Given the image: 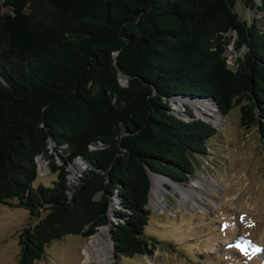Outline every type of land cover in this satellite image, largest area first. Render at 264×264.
<instances>
[{"label":"trees","instance_id":"trees-1","mask_svg":"<svg viewBox=\"0 0 264 264\" xmlns=\"http://www.w3.org/2000/svg\"><path fill=\"white\" fill-rule=\"evenodd\" d=\"M235 2L0 0V204L35 219L19 233V264L106 225L114 257L153 253L150 173L186 181L217 132L172 112L175 97L209 99L222 115L246 99L240 123L264 140V19L247 22ZM229 44L246 48L233 66ZM38 155L49 185L34 184Z\"/></svg>","mask_w":264,"mask_h":264},{"label":"rangeland","instance_id":"rangeland-1","mask_svg":"<svg viewBox=\"0 0 264 264\" xmlns=\"http://www.w3.org/2000/svg\"><path fill=\"white\" fill-rule=\"evenodd\" d=\"M245 2L236 0L234 10L247 22L252 16L261 22L264 11L250 9ZM245 49L235 51L229 44L225 50L228 64L233 66ZM196 98L180 97L183 105L172 106L181 113L189 106L196 118L211 122L217 132L209 141L207 154L197 156L195 170L186 181L165 180L156 188L151 182L150 216L144 232L155 243L153 253L114 257L109 226H100L97 231L105 227L110 241L104 264H264V140L255 126L240 123V105L246 99L222 115L209 99H205L207 105L215 111L204 108L198 113L185 101ZM39 158L43 159H37L34 184L49 185L55 173L44 159L45 168L40 170ZM57 158L61 164L63 160ZM71 163L67 169L72 181L85 164L72 174ZM110 219H114L112 215ZM34 221L27 209L0 204V264H19V233L25 223ZM92 235L67 234L54 240L33 264H101L86 259L84 253Z\"/></svg>","mask_w":264,"mask_h":264},{"label":"bare ground","instance_id":"bare-ground-1","mask_svg":"<svg viewBox=\"0 0 264 264\" xmlns=\"http://www.w3.org/2000/svg\"><path fill=\"white\" fill-rule=\"evenodd\" d=\"M175 99H177V100H175ZM185 101H189L198 113L202 112V109H204V108H206L207 110H209L211 112L215 111V109L213 107H209L207 105L208 101L205 99H192V100L186 99ZM173 103L177 109V108H180L184 102L179 97H175L173 100ZM42 160L40 158L38 160L40 170H43L45 168ZM82 166H83V161H81L79 158L75 159V161H73L70 165V167L72 169V174H74ZM150 179H151V182L154 184L155 188L158 187L159 185H162V183L165 180H168V181L170 180L167 177L165 178L164 176L156 174V173H150ZM174 185H175L174 187L178 191H182V190H180V186H176V184H174ZM152 192H153V188L151 187L150 188L151 196H152ZM109 247H110V241H109V238L107 236L106 228L101 227L94 235L91 236L88 243L84 247V253L86 254V259L97 260L99 263L104 264L106 262V259H107L106 250Z\"/></svg>","mask_w":264,"mask_h":264},{"label":"water","instance_id":"water-1","mask_svg":"<svg viewBox=\"0 0 264 264\" xmlns=\"http://www.w3.org/2000/svg\"><path fill=\"white\" fill-rule=\"evenodd\" d=\"M125 82V78L124 77H122L121 78V83H124ZM172 103V102H171ZM171 111L172 112H174V111H176L175 109H174V107L172 106V108H171ZM180 117H182V118H184V119H192V118H196V116L195 115H193V117H190V116H188L185 112L184 113H181L180 114ZM38 157H41L40 155H38L37 157H36V161H37V158ZM44 162L46 161L45 159L43 160ZM38 164V163H37ZM159 175H161V174H159ZM162 176H164V177H166L165 175H162ZM169 179V178H168ZM151 180V179H150ZM170 180H172V179H170ZM148 195H149V191H148ZM106 226H109V225H106Z\"/></svg>","mask_w":264,"mask_h":264}]
</instances>
